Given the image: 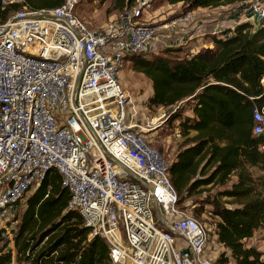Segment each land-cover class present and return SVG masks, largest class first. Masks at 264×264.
Wrapping results in <instances>:
<instances>
[{
    "label": "built area",
    "instance_id": "obj_1",
    "mask_svg": "<svg viewBox=\"0 0 264 264\" xmlns=\"http://www.w3.org/2000/svg\"><path fill=\"white\" fill-rule=\"evenodd\" d=\"M78 1L23 6L0 21L2 236L13 244L8 217L16 203L57 173L67 208L80 217L88 240L106 243L111 264H218L208 229L179 206L169 163L144 136L150 120L132 122L136 107L119 82L125 56L159 42V27L137 22L149 0H137L123 19L96 30L77 16ZM13 2L21 0L0 4ZM245 12L252 26L263 23L264 0H250ZM168 117L162 111L155 123ZM252 121V134L264 136L263 106L252 109Z\"/></svg>",
    "mask_w": 264,
    "mask_h": 264
},
{
    "label": "trees",
    "instance_id": "obj_2",
    "mask_svg": "<svg viewBox=\"0 0 264 264\" xmlns=\"http://www.w3.org/2000/svg\"><path fill=\"white\" fill-rule=\"evenodd\" d=\"M97 1L102 4L107 0ZM109 1V11L126 15L137 2ZM163 1L181 4L184 15L197 8L233 4H241L245 11L250 0ZM62 2L21 0L4 8L0 4V21L23 6L52 9ZM230 31L220 30L212 36V49L194 54L167 47L153 54L127 55L124 60L149 79L152 95L148 105L169 108L173 120L181 116L184 107L190 112L179 118L178 124L184 137L190 131L196 135L185 138L168 167L178 203L184 193L189 195L215 182L222 186L229 182L217 196L231 199V208L218 200L208 202L218 219L216 240L222 247L216 262L264 264V251L246 245L255 231L264 234V136L252 134V109L264 107V22L236 25L228 36ZM68 198L57 173L45 177L27 196L21 214L9 222L16 264H111L106 243L98 237L88 240L80 217L67 208ZM8 245L9 241L0 245V264H12Z\"/></svg>",
    "mask_w": 264,
    "mask_h": 264
},
{
    "label": "rangeland",
    "instance_id": "obj_3",
    "mask_svg": "<svg viewBox=\"0 0 264 264\" xmlns=\"http://www.w3.org/2000/svg\"><path fill=\"white\" fill-rule=\"evenodd\" d=\"M78 2L79 3L76 9V14L92 30L100 29L110 20H113L115 18L123 19L126 16V14H123L122 12L109 11V0L105 1L102 4H100L97 0H79ZM221 6L222 8H219L214 12L211 11L207 15H200L199 17H196L190 22L182 23L181 21H179V18L182 17L184 13L181 8V4L170 5L164 2L163 0H149V6L145 8L143 15L137 20V22L144 24H152L153 26L159 27L160 30L157 34L159 42H155L153 44L152 49L146 52L147 55L162 51L164 48H167L165 47L167 46V44L169 47L179 48H181L182 46H191V40H188L187 37L191 35V26L193 24H196L200 17H211L226 20L228 24L233 25L232 28H229L230 30L233 29L236 25L246 22L245 20L247 19L248 14L243 10L241 4ZM161 27H163V29ZM212 48L213 47L207 49ZM119 82L121 85H129V92L131 93V97L135 98L132 100L136 104L135 107L137 111L136 115L133 116L131 120L133 123L142 125L145 121L144 116L146 114L150 115V112L146 109V94L148 91L149 80L141 73L135 71L131 63L128 65L127 62H124L119 71ZM261 83L264 85V78L261 80ZM154 113L157 112L155 111ZM179 113L181 114V116L179 117L181 119L185 115H188L190 112L186 107H184ZM170 115V112L166 113V116ZM170 118L171 117H168L165 120V123L167 122L166 128H164V125L161 124V128H164V132L160 135L156 134L155 136L153 135V137H149L148 134H150V132L143 131L144 136L147 138L151 146L160 151V153L168 161L169 165L173 160L177 148L184 141L181 126L180 124H178L180 119L178 118L173 120ZM176 128L180 132V138L173 136V134L176 132ZM231 179L232 177L230 178V180ZM227 186H229V182H227L225 186L219 185L216 182L214 184L202 186L190 192L189 195L184 193L183 198L179 203V206L181 208L186 209L188 213L198 219L208 229V234L210 235L208 249H210V252L215 251V254H219L222 251V247L218 244L216 238L212 237V231H214L213 229L216 227L218 219H216V217L212 214V207L208 202L213 199L218 200L220 202H225V205L231 208L233 206V204H230L231 199L227 197L221 198L217 196L218 191L223 190ZM32 191L33 189H29V191H27L22 197V199L19 200V202L15 205L16 212H14L11 216L8 217L10 221L11 219H13L14 216H18L21 214L25 200L27 196L32 193ZM13 226H16V223ZM158 227L161 228L162 226L158 224ZM0 238L2 239V241L0 240V245L3 243V241H8L6 236H1ZM246 245L253 246L257 248V250L263 252V232L261 230L255 231L252 237L246 240ZM8 246L14 247L12 243H9Z\"/></svg>",
    "mask_w": 264,
    "mask_h": 264
},
{
    "label": "crops",
    "instance_id": "obj_4",
    "mask_svg": "<svg viewBox=\"0 0 264 264\" xmlns=\"http://www.w3.org/2000/svg\"><path fill=\"white\" fill-rule=\"evenodd\" d=\"M221 7L222 6H219L216 8H204L203 14L207 15L209 12H211V11L214 12ZM232 27H233V25L228 24L226 20H222V19H218V18H211V17H208V18L200 17V19L196 22V24H193L191 26V29H192L191 30L192 32H190L191 35L189 37H187L188 40L189 39L191 40V46H182L181 47V53L194 54V53H197L203 49L213 47L212 36L214 34H217L220 30H224V29L232 28ZM189 30H190V28H189ZM154 49H156V48H154ZM127 63H128V65L130 64L129 61H127ZM122 86H123V88H125L129 92V85L128 84L127 85L122 84ZM151 95H152V88H151V83L149 81L146 99H148ZM132 99H135V98L131 97V101L134 105H136ZM146 109L150 112V115L146 114L144 116L145 120H147V121L150 120V124H151L150 130H149L150 134H148L149 137H153V135L155 136L156 134L160 135L161 133L164 132V128H166L167 122L165 123V121H164V123L162 124V125H164L163 126L164 128H161V124H160L161 122L155 123V121H156L159 113H161L162 111H164L166 113L170 112V109L157 107L154 105H148V104L146 105ZM155 111L157 113H154ZM176 130H177V128H176ZM195 135H196V132L190 131L189 134L184 137V140H185V138H192ZM12 245H14V244H12ZM10 248L12 251V264H16L15 248L14 247H10Z\"/></svg>",
    "mask_w": 264,
    "mask_h": 264
},
{
    "label": "water",
    "instance_id": "obj_5",
    "mask_svg": "<svg viewBox=\"0 0 264 264\" xmlns=\"http://www.w3.org/2000/svg\"><path fill=\"white\" fill-rule=\"evenodd\" d=\"M10 248V247H9Z\"/></svg>",
    "mask_w": 264,
    "mask_h": 264
}]
</instances>
